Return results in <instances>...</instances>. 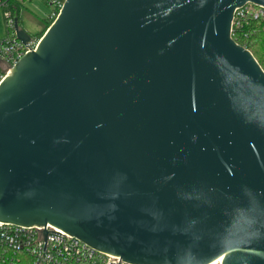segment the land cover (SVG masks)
Listing matches in <instances>:
<instances>
[{
  "label": "water",
  "instance_id": "water-1",
  "mask_svg": "<svg viewBox=\"0 0 264 264\" xmlns=\"http://www.w3.org/2000/svg\"><path fill=\"white\" fill-rule=\"evenodd\" d=\"M248 3L66 0L0 86V222L131 264H264V69L232 31Z\"/></svg>",
  "mask_w": 264,
  "mask_h": 264
},
{
  "label": "built area",
  "instance_id": "built-area-1",
  "mask_svg": "<svg viewBox=\"0 0 264 264\" xmlns=\"http://www.w3.org/2000/svg\"><path fill=\"white\" fill-rule=\"evenodd\" d=\"M32 2L35 0H0L7 34L0 38V86L11 68L24 55L35 50L39 41L34 37L28 43L22 42L16 32V19L7 2ZM52 8L49 20H55L66 0H43ZM259 21L264 24V7L248 3L236 9L233 18L234 30H243L246 24ZM250 34H246L248 38ZM246 47V46H245ZM247 48V47H246ZM0 264H131L120 256L100 252L52 225L46 227H22L0 222ZM211 264H217L216 261ZM221 264V262L219 263Z\"/></svg>",
  "mask_w": 264,
  "mask_h": 264
},
{
  "label": "rangeland",
  "instance_id": "rangeland-1",
  "mask_svg": "<svg viewBox=\"0 0 264 264\" xmlns=\"http://www.w3.org/2000/svg\"><path fill=\"white\" fill-rule=\"evenodd\" d=\"M35 1L36 2L34 4H30L31 2H26L23 4L22 27L27 29L29 34L37 41H40L42 36L46 33L43 31L47 29L48 23L53 21L49 20L46 21V23L42 22L44 18L47 19L48 16L51 15L52 8H50L43 0ZM7 28L8 27H6L3 11L0 10V38L7 34ZM259 43L261 44H258L259 57L264 60V41Z\"/></svg>",
  "mask_w": 264,
  "mask_h": 264
},
{
  "label": "trees",
  "instance_id": "trees-1",
  "mask_svg": "<svg viewBox=\"0 0 264 264\" xmlns=\"http://www.w3.org/2000/svg\"><path fill=\"white\" fill-rule=\"evenodd\" d=\"M23 4L20 2H7L5 4L4 10H9L13 13L14 18L18 22V24L22 27V10H23ZM54 22V20L51 23H48V27L43 32L45 33L48 28L51 26V24ZM264 24L259 21H253L249 24H246L244 26L243 30L236 31L234 30L233 38L242 46H247V49H249L255 58L258 60L262 68L264 69V60L259 57V47L258 44L261 45L259 42L264 41ZM23 28V27H22ZM43 34V33H42ZM246 34H250L248 38L245 37Z\"/></svg>",
  "mask_w": 264,
  "mask_h": 264
},
{
  "label": "crops",
  "instance_id": "crops-1",
  "mask_svg": "<svg viewBox=\"0 0 264 264\" xmlns=\"http://www.w3.org/2000/svg\"><path fill=\"white\" fill-rule=\"evenodd\" d=\"M35 2H36V1H32L30 4H34ZM22 11H23V10H22ZM46 21H49V19H48V18H47V19L44 18V19L42 20L43 23H46Z\"/></svg>",
  "mask_w": 264,
  "mask_h": 264
},
{
  "label": "bare ground",
  "instance_id": "bare-ground-1",
  "mask_svg": "<svg viewBox=\"0 0 264 264\" xmlns=\"http://www.w3.org/2000/svg\"><path fill=\"white\" fill-rule=\"evenodd\" d=\"M222 258L217 260L216 263L219 264L221 262Z\"/></svg>",
  "mask_w": 264,
  "mask_h": 264
}]
</instances>
